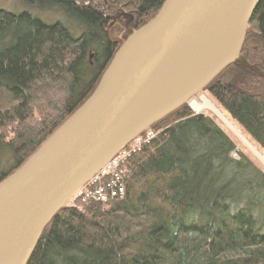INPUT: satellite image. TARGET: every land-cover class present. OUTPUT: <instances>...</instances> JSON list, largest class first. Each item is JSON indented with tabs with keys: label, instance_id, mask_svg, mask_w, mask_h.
<instances>
[{
	"label": "trees",
	"instance_id": "1",
	"mask_svg": "<svg viewBox=\"0 0 264 264\" xmlns=\"http://www.w3.org/2000/svg\"><path fill=\"white\" fill-rule=\"evenodd\" d=\"M21 1L55 19L0 8V181L92 94L114 40L164 0ZM239 58L263 76L232 63L204 90L264 155V0ZM148 129L154 136L124 162V197L61 206L26 264H264V163L236 152L232 133L189 102Z\"/></svg>",
	"mask_w": 264,
	"mask_h": 264
},
{
	"label": "water",
	"instance_id": "2",
	"mask_svg": "<svg viewBox=\"0 0 264 264\" xmlns=\"http://www.w3.org/2000/svg\"><path fill=\"white\" fill-rule=\"evenodd\" d=\"M258 2L164 0L150 21L114 40L119 47L92 94L0 181V264H26L45 225L78 187L226 66L239 63L262 75L239 58Z\"/></svg>",
	"mask_w": 264,
	"mask_h": 264
},
{
	"label": "built area",
	"instance_id": "3",
	"mask_svg": "<svg viewBox=\"0 0 264 264\" xmlns=\"http://www.w3.org/2000/svg\"><path fill=\"white\" fill-rule=\"evenodd\" d=\"M153 136L151 129H145L133 137L71 194L66 205L79 207L88 202L106 204L114 199H122L127 178L124 162Z\"/></svg>",
	"mask_w": 264,
	"mask_h": 264
},
{
	"label": "rangeland",
	"instance_id": "4",
	"mask_svg": "<svg viewBox=\"0 0 264 264\" xmlns=\"http://www.w3.org/2000/svg\"><path fill=\"white\" fill-rule=\"evenodd\" d=\"M0 8H3L5 10L8 11H14V12H18V11H22V10H27L29 12H31L32 14H39L44 20L46 21H50L55 19V16H51L48 15L44 12H34L35 10H33L31 7L27 6L26 4H24L21 0H0ZM109 27L111 28L109 31L111 38H115V36H117V33L114 29V22H111L109 24ZM205 97L209 100V102H212L216 107L219 108V106L216 104V102L214 101L213 97L211 96V94L207 91V90H203L202 92H199L196 94V96H194L189 102L191 101H197V102H202V98ZM190 104V103H189ZM191 108V106H190ZM194 112H202L205 113L207 115H210L211 117H213L214 119H216L225 129H227L229 132L232 133V135L235 137L236 143H237V147H236V152L237 151H242L248 155H252V156H256L247 146L246 141L244 140L243 135H241V131H231L229 128H227L215 115V113L209 109V108H203L200 111L194 110L193 108H191ZM220 109V108H219ZM221 111L224 113L225 111L221 109ZM239 130V129H238ZM247 139V138H246ZM248 140V139H247ZM233 152L232 155L234 157H237V153Z\"/></svg>",
	"mask_w": 264,
	"mask_h": 264
},
{
	"label": "bare ground",
	"instance_id": "5",
	"mask_svg": "<svg viewBox=\"0 0 264 264\" xmlns=\"http://www.w3.org/2000/svg\"><path fill=\"white\" fill-rule=\"evenodd\" d=\"M202 102H197V101H191L190 105L194 110L200 111L203 108H209L211 109L215 115L217 116V118L227 127L229 128L231 131H238V128L230 121L229 118H227V116L218 108L216 107L212 102H209V100L205 97H203ZM240 133V132H239ZM241 134V133H240ZM242 135V134H241ZM244 137V136H243ZM244 140L247 143V147L256 155V157L258 159H260L261 161H264V155L262 153H260L247 139L246 137H244Z\"/></svg>",
	"mask_w": 264,
	"mask_h": 264
},
{
	"label": "flooded vegetation",
	"instance_id": "6",
	"mask_svg": "<svg viewBox=\"0 0 264 264\" xmlns=\"http://www.w3.org/2000/svg\"><path fill=\"white\" fill-rule=\"evenodd\" d=\"M117 39H121V37L117 38Z\"/></svg>",
	"mask_w": 264,
	"mask_h": 264
}]
</instances>
